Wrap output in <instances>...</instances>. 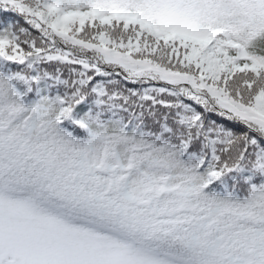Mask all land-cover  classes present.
Masks as SVG:
<instances>
[{
	"label": "snow or ice",
	"instance_id": "obj_1",
	"mask_svg": "<svg viewBox=\"0 0 264 264\" xmlns=\"http://www.w3.org/2000/svg\"><path fill=\"white\" fill-rule=\"evenodd\" d=\"M0 264H264V0H0Z\"/></svg>",
	"mask_w": 264,
	"mask_h": 264
}]
</instances>
